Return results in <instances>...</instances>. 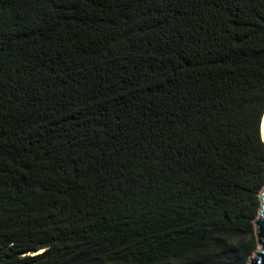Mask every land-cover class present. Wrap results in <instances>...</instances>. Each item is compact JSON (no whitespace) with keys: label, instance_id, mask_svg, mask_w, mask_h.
<instances>
[{"label":"trees","instance_id":"1","mask_svg":"<svg viewBox=\"0 0 264 264\" xmlns=\"http://www.w3.org/2000/svg\"><path fill=\"white\" fill-rule=\"evenodd\" d=\"M263 113L264 0H0V264H248Z\"/></svg>","mask_w":264,"mask_h":264},{"label":"water","instance_id":"2","mask_svg":"<svg viewBox=\"0 0 264 264\" xmlns=\"http://www.w3.org/2000/svg\"><path fill=\"white\" fill-rule=\"evenodd\" d=\"M260 132L261 138L264 141V113L261 118ZM259 200L260 207L258 214L253 221L257 247L249 258L248 264H264V186L259 192Z\"/></svg>","mask_w":264,"mask_h":264}]
</instances>
